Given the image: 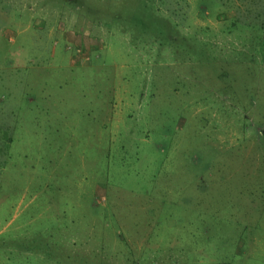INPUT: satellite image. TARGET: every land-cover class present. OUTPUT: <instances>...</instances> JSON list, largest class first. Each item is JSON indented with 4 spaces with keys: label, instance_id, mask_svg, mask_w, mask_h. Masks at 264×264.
I'll use <instances>...</instances> for the list:
<instances>
[{
    "label": "rangeland",
    "instance_id": "rangeland-1",
    "mask_svg": "<svg viewBox=\"0 0 264 264\" xmlns=\"http://www.w3.org/2000/svg\"><path fill=\"white\" fill-rule=\"evenodd\" d=\"M0 264H264V0H0Z\"/></svg>",
    "mask_w": 264,
    "mask_h": 264
}]
</instances>
